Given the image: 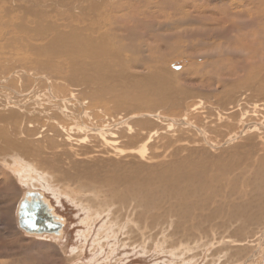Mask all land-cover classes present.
Returning <instances> with one entry per match:
<instances>
[{"label": "rangeland", "instance_id": "374dc122", "mask_svg": "<svg viewBox=\"0 0 264 264\" xmlns=\"http://www.w3.org/2000/svg\"><path fill=\"white\" fill-rule=\"evenodd\" d=\"M174 1L176 0L140 1L138 9L130 12H135L132 21L128 23L127 19L119 18L116 30H112L115 35L107 36L113 43L117 42L119 47L125 44L130 46L129 49H124L134 50V55H138L140 68L155 64L159 59L160 71L165 72L166 65V71L178 76L179 80L176 81L187 94L184 95L182 89L177 88L171 80V99L159 101V104L155 103L153 106H140L136 110L131 108L136 102H155L164 96L163 92L143 93L146 87L140 88L136 93L130 91L131 98L126 100L127 107L118 112L114 100L106 99L102 103L91 104L95 123L98 125L118 122L127 115H137L128 125L134 129L122 136L123 141L119 143V146L126 148L124 154L115 155L110 148L112 155L104 150L105 147L102 148L100 141L93 139L92 143L76 144V147L85 149L83 152L80 149L81 155L76 156L77 158H71L73 162L76 159L79 165L86 162L90 165L96 164L92 168L103 171L115 167L114 164L108 165V160L111 159L124 160L123 163L138 162L139 165H145L141 177L146 176L147 171H159L160 175L172 180L174 171H187L194 177L205 176L210 183L207 184V193L201 200L202 205L194 204L196 197L187 198L185 201L188 203L184 208L193 213L184 222V218L171 209L182 208L183 200L176 195L183 194L188 189V182L185 187H181L174 180V184L158 180L155 183L156 200L145 198L146 196L143 199L141 195L137 200L131 196L132 199L125 198L121 204L119 199H112V196L107 195L106 188L94 187V182L89 184L85 180L74 179L72 175H75L76 168L69 164L68 159H62L60 166L64 171L58 172L40 170V167L30 164H23L13 171L0 159V264H248L246 259L264 245V89L260 93L248 87V83L238 84H242V90L238 85L227 89L223 82L218 84L216 76H208L207 64L202 66L196 64L197 62L193 63L191 54L203 51L197 45L198 40L201 41L205 32H210L211 28L204 22L198 23L197 18L192 15H196V12L189 5L199 0H184L188 6L181 11L173 5ZM211 1L213 5L219 2ZM222 1L231 6L227 3L230 0ZM240 3L235 5V14L232 13L231 18L239 27L238 34L242 36L249 26L239 17L247 15V9L239 6ZM207 8L214 9L211 6ZM220 27L219 25L216 29ZM250 40L255 48L244 49L237 52V55L242 58L246 55L245 50L256 51L255 58L250 59L264 69V32L253 31ZM236 46L229 49H237ZM4 50L6 47H0V54L3 59L9 60ZM227 50L221 58L234 61L231 54L225 56ZM200 59L199 62L206 61ZM217 63L223 66V62ZM4 64L7 68H0V92H4L3 96L15 95L10 90L13 88L22 93L24 90L20 89L21 79L17 77L18 74L11 71V65L6 60ZM230 64L224 66L232 68L233 65ZM245 65L246 63L240 66ZM213 67L215 70L217 65ZM243 74L242 71L239 73ZM229 79L233 80L232 77ZM253 80L258 81L257 78ZM210 81L213 87L210 86ZM260 81L264 85V77ZM64 90L69 93L67 87ZM238 98L245 104L244 108L230 113L227 121L226 110ZM255 103L262 104L263 108L258 107L253 112ZM244 110L246 112L243 113ZM242 128H246L244 132H241ZM150 132L153 138L144 147L141 136ZM230 136H235L231 142L227 141ZM139 146L141 149L138 153L131 152ZM66 172L68 176L64 175ZM60 174L65 176L64 180L60 179ZM119 188L123 189L122 186ZM28 189L44 192L56 212L65 218L62 236L29 235L19 227L17 206ZM174 190L178 192L175 193ZM140 199L144 203L141 204ZM190 201L193 206L189 205ZM134 202L136 206H133ZM168 210L169 215L166 213ZM262 257L256 264L262 262Z\"/></svg>", "mask_w": 264, "mask_h": 264}, {"label": "bare ground", "instance_id": "6f19581e", "mask_svg": "<svg viewBox=\"0 0 264 264\" xmlns=\"http://www.w3.org/2000/svg\"><path fill=\"white\" fill-rule=\"evenodd\" d=\"M140 1L142 2V0H0V47H6L4 53L9 59H3L2 54H0V68L2 67L3 70L7 68L4 64V60H6L11 65V71L16 72L17 77L21 79L20 89L24 90L21 93L17 89L11 88L10 90L15 95L5 94L4 96L2 94L4 92H0V159L8 166V169H13V171L22 167L23 164H30L40 167V170L44 169L50 172L55 170L57 172L59 170L64 171L61 170L60 165H62V159H68L69 164L74 169L76 168L75 175H72L74 179L85 180L89 184L94 182L92 186L106 188L107 195L112 196V199H119L121 204L125 198L128 199L131 196L139 199L141 195L143 199L146 196L145 198L149 197L156 200L157 186L155 183L158 180L170 182L171 184L177 182V185L181 187H185L188 182V189L183 194L176 195L181 198V201L183 200L182 208L171 209L175 214L184 218L185 222V218H189L193 213L188 208H184L188 203L185 200L190 199L189 197H192V199L196 197L194 198V204L202 205L201 200L207 193V184L210 183L207 177H194L187 171H174L173 182L170 177L160 175L159 171H147L145 172L147 173L146 176L141 177L145 165H139L138 162L123 163L124 160L115 161L111 159L108 160V165L114 164L115 167L103 171L92 168L96 164L90 165L86 162L79 165L76 159L73 162V158H71L72 156L77 158L76 156L81 155L79 151L82 148L78 146L77 148L76 144L92 143L93 139L100 141L103 144L102 148L105 147L104 150L108 153H111V148L112 153L115 155L124 154L126 148L119 146V143L123 141L122 136H126L128 132L130 133L134 129L128 125L129 121L137 115H127L119 119L118 122L98 125L95 123L96 118L91 110V104L100 103L106 99L114 100L113 103L117 109L116 112H118L127 107L126 100L131 98L130 91L136 93L140 88L146 87L143 93L156 94L163 92L164 96L155 102L146 100L149 97L145 99L146 102L142 100V103L133 99L136 103L131 108L136 110L140 106H153L155 103L159 104V101L171 99L169 89L171 80L177 88L182 89L184 95L187 94V91L178 85L176 81L178 76L175 73L170 74L166 71V65L164 67L165 72L160 71L159 63L161 62L159 59L155 64L152 63L145 65V68H140L138 66V55H134V50H128L130 46L125 44L120 45V48L117 42L113 43V40L111 41L107 36V34L115 35L112 30H116L119 18L127 19L128 23L132 21L135 12H130L138 9ZM238 2H241L239 6L247 9V15H239L240 19H243L244 23L249 26L247 32L242 36L238 34L239 27L231 18ZM227 3H230L231 6L229 7L221 0L214 3V5L211 0H199V2H193L192 5H189V8L194 9L196 12V15L192 14L197 18L196 21L198 23L204 22L207 27L211 28L210 32H205L201 41L197 39V45L202 47L203 51L191 54L193 57L191 59L193 63L197 62L196 64L202 66L207 64L206 72L208 76H216L218 84L223 82L227 89L234 88L240 83L245 85L248 83V87L263 93L261 90L264 89V85L261 83L260 78L264 77V69L261 65L252 61L255 58L256 51L245 50L246 55H243L242 58L238 57L237 52L244 51L247 48H255L250 40L252 32L255 30L264 32V2L262 0H230ZM173 5L180 11L188 6L184 0H176ZM209 6L214 9L207 8ZM212 10L215 11L212 12ZM100 20L101 22H99ZM219 25L221 26L220 29H216ZM192 37H195V35L192 34ZM232 46H236L237 49L230 50L229 48ZM126 47L128 49H124ZM226 50L225 56L231 54L235 58L234 61H225L221 58ZM11 58L15 59L10 60ZM200 58L206 59V61L199 62ZM217 62H223V66H219ZM244 63H246L245 66H240ZM229 64L233 67L227 68L224 66ZM212 65L219 67L213 70ZM136 66L139 68H136ZM241 71L244 72L243 75H239ZM0 74H2L1 70ZM231 77L233 80L229 79ZM255 78L258 81H254ZM212 85L210 81V86ZM240 86L242 90V84ZM240 86L238 85V87ZM66 87L69 93L65 92ZM134 98H137V96ZM210 102L211 100H209ZM242 104L240 98L231 103V107L226 110L227 121H229L230 113L244 108L245 104ZM262 106V104L255 103L253 112L257 111L258 107L262 109ZM244 112L246 111L244 110ZM245 129L242 128L241 132H244ZM234 137L230 136L227 141H233ZM151 138H153L151 132L141 136L144 147L148 145ZM82 147H85V145L82 144ZM84 149H82V152ZM140 149L139 146L131 152L138 153ZM59 150H62V152H59ZM64 175H67V172ZM64 175L60 174L58 176L64 180ZM121 186L123 189L119 188ZM176 191L178 192V190ZM176 191L175 193H177ZM138 194L139 197H137ZM177 200L180 201L178 198ZM106 201L111 204V199ZM142 203L144 202L141 200ZM138 204L140 205L137 202V206L140 207L141 205ZM189 205L193 206V203L190 201ZM133 206H136L135 202ZM135 209L132 210L135 212ZM166 213L169 215V210ZM177 226L179 227L178 224ZM262 237H264V232ZM175 242L177 243V241ZM261 257L263 260L264 245L258 247L246 259V262L256 264V261Z\"/></svg>", "mask_w": 264, "mask_h": 264}, {"label": "water", "instance_id": "95a60500", "mask_svg": "<svg viewBox=\"0 0 264 264\" xmlns=\"http://www.w3.org/2000/svg\"><path fill=\"white\" fill-rule=\"evenodd\" d=\"M17 221L19 227L29 235L62 236L64 233L65 218L56 212L51 201L41 190L25 191L17 206ZM260 264H264V258Z\"/></svg>", "mask_w": 264, "mask_h": 264}]
</instances>
